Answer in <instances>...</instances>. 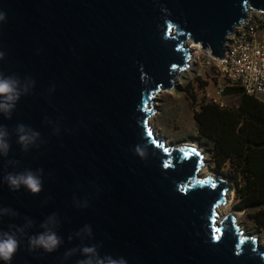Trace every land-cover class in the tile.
<instances>
[{"label": "water", "instance_id": "95a60500", "mask_svg": "<svg viewBox=\"0 0 264 264\" xmlns=\"http://www.w3.org/2000/svg\"><path fill=\"white\" fill-rule=\"evenodd\" d=\"M250 11L264 0H0V77L22 89L0 113V232L20 242L10 264H81L85 246L127 264H264L256 239L218 213L232 185L199 178L200 151L149 124L188 43L222 59ZM21 125L38 133L26 146ZM28 171L41 190H11L5 177ZM46 230L56 250L31 249Z\"/></svg>", "mask_w": 264, "mask_h": 264}, {"label": "trees", "instance_id": "16d2710c", "mask_svg": "<svg viewBox=\"0 0 264 264\" xmlns=\"http://www.w3.org/2000/svg\"><path fill=\"white\" fill-rule=\"evenodd\" d=\"M237 90L235 108L205 102L193 120L198 145L208 147L215 167H233L236 208L264 233V103Z\"/></svg>", "mask_w": 264, "mask_h": 264}, {"label": "rangeland", "instance_id": "374dc122", "mask_svg": "<svg viewBox=\"0 0 264 264\" xmlns=\"http://www.w3.org/2000/svg\"><path fill=\"white\" fill-rule=\"evenodd\" d=\"M262 31L263 33L259 35L264 40V30ZM195 50H197L195 47L190 49L191 57ZM190 63L189 68L176 75L172 90L160 92L155 96L153 114L149 119L151 127L156 137L164 140L165 144L173 147L181 144L190 145L200 151L203 165L198 172L199 178L218 177L232 185V191L228 194L229 199L219 208V215L222 218L233 214L235 223L243 235L256 239L258 247L264 249L263 231L248 218L247 213L236 208L238 200L233 183L230 182L233 167L229 162L222 169L215 167L208 147L198 145L196 124L193 120V112L205 102L220 104V107L226 109L235 108L239 90L236 86H225L222 92H218L217 83L225 85V82L216 74L212 64L206 63L202 54L194 55Z\"/></svg>", "mask_w": 264, "mask_h": 264}, {"label": "built area", "instance_id": "2783aa9c", "mask_svg": "<svg viewBox=\"0 0 264 264\" xmlns=\"http://www.w3.org/2000/svg\"><path fill=\"white\" fill-rule=\"evenodd\" d=\"M262 30L264 12H248L246 18L226 37L222 59H215L199 45L188 43L190 49L193 46L197 48L192 57L202 54L206 63L212 64L216 74L224 80L225 85L217 83L218 92H222L225 86H236L243 94L264 103L261 99L264 98V40L259 35Z\"/></svg>", "mask_w": 264, "mask_h": 264}, {"label": "clouds", "instance_id": "9594fccd", "mask_svg": "<svg viewBox=\"0 0 264 264\" xmlns=\"http://www.w3.org/2000/svg\"><path fill=\"white\" fill-rule=\"evenodd\" d=\"M4 13L0 12V20L4 19ZM26 91V89H23ZM21 87L18 81L10 77H0V113H9L18 101L21 95ZM38 135L35 132H27L24 126H18V142L21 145L31 144ZM6 132L0 129V155H5L9 148L6 139ZM7 184L11 190H17L23 186L29 192L35 194L41 190V180L39 176L31 171L18 174H9L5 177ZM28 243L31 249H41L45 252H53L58 247L60 241L56 233L46 230L29 237ZM20 246L19 239L14 232H0V264H10L13 255ZM85 259L81 264H127L123 257L113 258L112 256H100L95 247L85 246L81 250Z\"/></svg>", "mask_w": 264, "mask_h": 264}, {"label": "bare ground", "instance_id": "6f19581e", "mask_svg": "<svg viewBox=\"0 0 264 264\" xmlns=\"http://www.w3.org/2000/svg\"><path fill=\"white\" fill-rule=\"evenodd\" d=\"M193 47L196 48V46H193ZM149 124L151 125V120H149ZM153 133H154V132H153ZM154 136H156V135L154 134ZM199 171H200V170H199ZM218 213H220L219 209H218Z\"/></svg>", "mask_w": 264, "mask_h": 264}, {"label": "crops", "instance_id": "0c3cea01", "mask_svg": "<svg viewBox=\"0 0 264 264\" xmlns=\"http://www.w3.org/2000/svg\"><path fill=\"white\" fill-rule=\"evenodd\" d=\"M263 33V31L260 32V34Z\"/></svg>", "mask_w": 264, "mask_h": 264}]
</instances>
